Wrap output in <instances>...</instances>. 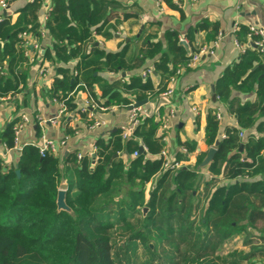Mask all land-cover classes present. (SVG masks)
I'll use <instances>...</instances> for the list:
<instances>
[{"label":"trees","instance_id":"1","mask_svg":"<svg viewBox=\"0 0 264 264\" xmlns=\"http://www.w3.org/2000/svg\"><path fill=\"white\" fill-rule=\"evenodd\" d=\"M42 5V0H34L21 10L16 23L9 18L0 22V97L11 95L13 100L17 95L20 71L27 62L19 35L32 32L41 36L37 20ZM51 5L47 26L53 45L44 52V59L59 66L47 94L51 100L64 102L68 113L78 110L71 94L81 83L106 108L128 110L132 103L157 102L169 78L190 59V51L174 32L165 34L166 51L158 42L145 44L140 55H135L128 42L116 53L93 44L86 53L84 46L94 35L111 40L118 33L117 25L110 23L107 15L112 5L105 0H51ZM208 25L198 30L209 29ZM219 34L215 28L210 39L215 40ZM242 35L247 38L248 30L241 29L238 41ZM191 45L192 52L200 49L198 43ZM159 56L171 63L172 70L162 71L167 63L158 66L160 83L154 86L150 79L143 80L139 71H147V62ZM78 58L81 61L74 68L77 77L60 67ZM262 64L264 53L257 49L246 52L216 87L217 98L228 104L243 129L253 128L257 117L264 118ZM103 71L112 75L124 72L130 78L128 82L118 79L108 83L99 80L98 74ZM95 84L103 101L94 93ZM234 91L255 92L257 100L237 103L232 100ZM141 120L128 141L122 140L120 131L108 140L99 139L94 158L78 160L79 153H69L64 165L53 154L41 158L33 146L25 148L11 167L0 163V264H237L244 258L238 253L224 256L222 251L235 236L250 234L245 223L261 233L260 237L264 232L258 226V222L264 223V138L249 140L240 153L238 131L228 129L226 139H220L221 125L210 114L206 143L216 147L217 153L208 170L229 179L247 178L231 187L221 186L213 178L200 193L196 171L163 172L161 161L152 162L144 155L129 167L115 158L125 152L132 156L139 152L140 144L150 156L161 153L164 145L158 137L159 124L153 116ZM13 140L12 126L3 141L13 147ZM261 158L258 168L250 173ZM254 174L263 175L260 182H248L255 179ZM154 179L156 183L146 199V184ZM63 186L71 213L57 208L58 191ZM145 208L148 211L143 217ZM138 250L143 251V257Z\"/></svg>","mask_w":264,"mask_h":264},{"label":"crops","instance_id":"2","mask_svg":"<svg viewBox=\"0 0 264 264\" xmlns=\"http://www.w3.org/2000/svg\"><path fill=\"white\" fill-rule=\"evenodd\" d=\"M33 1L12 0L10 9L7 12L0 9V18H9L13 23H16L21 15V10ZM42 1L43 3L51 4V0ZM105 1L112 5L107 15L110 23L117 25L118 33L111 40H106L101 35H94L91 39L92 41L87 42L84 46V52L86 53L91 51L92 44L101 50L116 53L128 42H130L135 55H140V49L146 46L145 44L158 42L162 43L166 51L167 41L165 34L174 32L178 34V38L186 40V47L182 43L181 45L190 51L191 57L192 54L200 52L203 48L201 45L205 44V47L211 46L218 36H216L215 40L210 39L213 30L215 28L219 29L223 39L215 55H204L199 66L196 69L185 71L175 86L173 101L177 107V113L170 129L166 132L168 137L167 150L178 162H181V171H196L199 182L198 192L200 193L203 192L205 183L212 181L213 178H216L221 186L231 187L239 185L242 179H229L220 174H213L208 170L210 165L202 169H199V166L209 150L213 148V146L211 147L206 143V131L209 115H213L218 109H221L224 113V121L219 131L220 139L223 134H226L228 129L232 128L236 129L238 133L244 134L243 138L239 137L243 145L249 140L257 141L264 138V118L260 119V117H257L258 121L253 128L243 129L240 127L236 117L231 114L228 104L219 99L217 100V96L214 99L218 82L228 71L233 70L239 64L241 57L244 55L235 46V41L239 39L238 36L241 33V29L245 28L248 30L251 25L264 29V0H198L197 2L193 0ZM42 16L41 8L37 20L39 32L42 31V24L44 25ZM47 24L44 25L45 36L37 37V42L44 52L52 49L53 45V38L49 33ZM205 24H209V29L198 30L199 26H205ZM236 24L240 26V31L234 33L233 30ZM141 36H144L142 41L139 40ZM147 38L149 39L147 40ZM239 41L242 44H251L244 35L241 36ZM194 43L200 45V49L197 52L191 51L193 50V45L191 44ZM254 50L256 49L249 48L246 52H253ZM79 61L81 60L78 58L67 64H60V67L74 72V68ZM44 62L49 68V79H43L40 76L39 70L43 62L32 64L27 61L20 71L22 78L20 79L17 95L7 108H3L0 111V151H3L6 144L3 141L6 130L14 126L20 113L24 112L31 118L29 126L21 136L24 142L39 140L41 136V131H39L40 128L38 127L39 120L49 121L57 115L58 106L48 97L47 92L55 82L57 76L56 67L59 64L57 65L56 62L45 59ZM164 63L167 64L164 66L166 67L165 71H162L164 73L166 71L170 72L172 65L162 56H159L154 61L147 62V69L151 70V74L146 79H150L154 86H158L160 83V75L156 71L157 67L161 68ZM144 72L146 71H139V74L143 80H146L142 76ZM98 77L99 80L108 83H113L118 79H125L128 82L130 78L124 72L120 75H112L106 71L98 74ZM93 90L96 97L103 101L100 98L102 92L98 84L94 85ZM232 97V100L240 104H252L257 100L255 92L234 91ZM72 98L78 104L77 112L75 114H66L56 125L47 124L45 135L48 139L57 141L68 137L67 148L64 150L65 155L67 153H81L88 156L92 153L99 139H110L112 133L119 132L125 126L128 120V110L117 107L108 112H99L97 118L105 121L107 126L93 131L88 127V117L81 112L86 100L84 88L76 87L72 93ZM160 102V100L157 102L148 101L145 109L152 112L154 107H157ZM194 109L198 112L194 113ZM165 112V109H161L163 115ZM155 123H157L156 119ZM183 148L187 150V153L183 152ZM60 155V159L63 161L65 155H63V152ZM144 156L145 159L152 162L157 161L156 156ZM118 157L124 161L127 167L136 159L134 154L129 156L126 152L119 154ZM18 158L19 156L17 155H9L10 162L14 164L17 163ZM262 158H264V153ZM262 158L257 161L256 166L253 167L250 173L255 172ZM63 163L65 165L64 161ZM92 166H94V161ZM261 178H263V175L259 174L255 175V179L247 180L250 183H254L260 182ZM156 180L154 179V184ZM62 188L66 190V186L61 187L60 190ZM146 199H149V192H146ZM243 225H245L246 230L250 234L245 236L246 238L242 236L235 237L230 243L237 242L240 237L244 243L243 247L239 246L238 249L247 250L249 249L248 247H253V252H251L252 254L244 255V258L239 260L237 264H264V232H262L260 237L261 233L255 231L249 224L245 223ZM263 225L264 223L258 222L260 228H264Z\"/></svg>","mask_w":264,"mask_h":264},{"label":"built area","instance_id":"3","mask_svg":"<svg viewBox=\"0 0 264 264\" xmlns=\"http://www.w3.org/2000/svg\"><path fill=\"white\" fill-rule=\"evenodd\" d=\"M12 0H0V9L5 10L6 12L10 9ZM194 2H197L198 0H193ZM42 22L47 24L49 21L50 14L52 12V6L49 3H43L42 5ZM4 19L0 18V22H2ZM44 25L42 24V31L39 32L41 36H45V29ZM240 31V26L236 24L234 26V33H237ZM38 36L35 35L32 32H23L19 35L22 47L24 48V55L27 61L34 64H39L41 62L42 65L40 66V76L43 79H49V68L44 62V50H42L40 44L37 42ZM223 39V35L219 34L217 36V39L215 42L209 46V47H203L200 52L193 54L190 59L188 60V63L186 66L181 67L175 71V73L169 78L167 82V89L163 94L160 96V104L157 105V107H154L152 112H149L145 107H139L136 109L130 110V108L134 107L135 103H132L130 105V108L128 109V120L120 130V136L123 141H128L132 138L134 132L136 131L137 127L141 125L142 118L144 117H150L153 116L157 123L159 124V138L161 140V143L164 145L163 150L159 155L156 156V159L158 161L162 162V171H174V172H180L182 170V164L181 162H178L172 155L169 154L167 150V144H168V137L166 136V132L170 129L172 121L176 117L177 113V107L173 101L175 97V86L178 83L179 78L184 74L185 71L188 69H196L201 59L204 55H215L216 50L220 46V42ZM247 40L251 44H242L238 40L235 41L236 48L244 54L249 48H253L259 50L260 52L264 53V29L259 26H249L248 27V35ZM180 42L186 44V40L184 38H180ZM151 74V70H148L142 74L143 78L146 79L148 75ZM74 77L78 76L77 72H73ZM83 87L86 100L84 103V106L81 109V112L84 114H87L88 120L92 121V124H90L88 127L90 130H96L100 128H105L107 126V123L103 120H100L97 118V114L99 112H108L111 111L117 107L114 108H106L103 106H100V104L92 97L90 90L88 87L84 84H79L77 87ZM72 96V94H71ZM218 100V98H217ZM53 103H55L58 106V112L57 115L47 120H39L38 127L41 131V136L39 140L36 141H22L21 136L23 132H25L26 128L29 126L31 122V118L29 115L25 114L24 112L20 113L17 122L13 126V134H14V140H13V147H8L6 144L4 145L3 151H0V163L6 167H11L14 163L10 162L9 155H17L20 156L23 152V150L27 147H37L39 150V155L41 158H45L48 154H53L58 158H61V152L64 154V150L67 148V142L68 137L61 139V140H52L48 139L45 135V129L47 124H58L59 121L68 114V108L64 102H60L57 100H52ZM12 102V96H4L0 97V111L3 108H7ZM161 109H165V114L163 115L161 113ZM194 113H197L198 111L196 109L193 110ZM216 121L219 122L220 125L223 124L224 121V113L221 109H218L216 113L213 114ZM233 129V128H232ZM239 137L243 138L244 134L239 133ZM221 139H226V134H223L221 136ZM108 140V139H106ZM140 148L143 149L144 155H148L147 149L144 145L140 144ZM68 152V151H67ZM97 152L96 146H94V149L91 154H89V157L93 156L95 157V154ZM183 152L187 153V150L183 148ZM68 155V153L66 154ZM65 155V156H66ZM139 152L134 153V157H139ZM64 156V157H65ZM85 155L79 153L78 154V160H82ZM63 157V156H62ZM244 160V159H243ZM245 161V160H244ZM247 176L239 177L237 180L245 179ZM154 184V182H152ZM146 192L149 191V184L146 186ZM236 240V239H234Z\"/></svg>","mask_w":264,"mask_h":264},{"label":"water","instance_id":"4","mask_svg":"<svg viewBox=\"0 0 264 264\" xmlns=\"http://www.w3.org/2000/svg\"><path fill=\"white\" fill-rule=\"evenodd\" d=\"M182 44L186 47V45L184 43H182ZM261 67L264 69V64H262ZM261 78L264 79V73L261 75ZM215 98H216V95H214V99ZM147 104H148V100H144V101H141V102H136L134 104V107L133 108H130V110L136 109V108H139V107H145V106H147ZM219 143L220 142H218L216 144V146H218ZM243 149H244V145L242 144L240 146L239 151L242 153L243 152ZM216 153H217L216 147L211 148L209 150L207 156L205 157V159L203 160V162L199 166V169L208 167L212 163V161H213ZM139 154L140 155L145 154L143 152V149L142 148H140ZM117 157H118V155L115 156V158H117ZM93 158H94V156H93ZM17 175L18 176L20 175V172L19 171H17ZM65 198H66V190H59L58 191V196H57V208H58V211H65V212L71 213V209L67 206L66 201H65ZM147 211H148L147 208L143 209V216L144 217L146 216ZM151 247H152V245H151Z\"/></svg>","mask_w":264,"mask_h":264},{"label":"rangeland","instance_id":"5","mask_svg":"<svg viewBox=\"0 0 264 264\" xmlns=\"http://www.w3.org/2000/svg\"><path fill=\"white\" fill-rule=\"evenodd\" d=\"M148 184H150L149 185V191L151 192V190H153L152 188H153V184L150 182V183H148ZM65 188H62V190H64ZM150 192H149V194H150ZM144 217V216H143ZM236 237V236H235ZM238 237V236H237ZM242 237H245V236H242ZM246 238V237H245ZM243 243H244V241H243V239L241 238L240 239V237H239V239H237V242H235V243H227L226 245H225V247H224V249H223V251H222V254L224 255V256H226V255H231L232 253H238V254H240V256H244V255H246V254H252L251 252H253V247H248L249 249H238V247L239 246H242L243 245ZM152 246H153V244H151ZM243 247V246H242ZM138 254H139V256L140 257H143V251H141V250H138ZM261 256V255H260Z\"/></svg>","mask_w":264,"mask_h":264}]
</instances>
